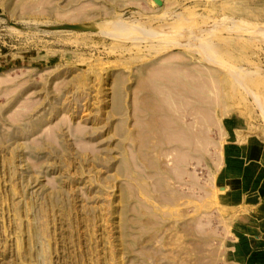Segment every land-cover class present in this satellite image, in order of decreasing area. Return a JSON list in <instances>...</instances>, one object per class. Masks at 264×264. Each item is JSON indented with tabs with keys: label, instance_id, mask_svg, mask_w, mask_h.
<instances>
[{
	"label": "rangeland",
	"instance_id": "1",
	"mask_svg": "<svg viewBox=\"0 0 264 264\" xmlns=\"http://www.w3.org/2000/svg\"><path fill=\"white\" fill-rule=\"evenodd\" d=\"M226 117L264 140V0H0V264H234Z\"/></svg>",
	"mask_w": 264,
	"mask_h": 264
},
{
	"label": "crops",
	"instance_id": "2",
	"mask_svg": "<svg viewBox=\"0 0 264 264\" xmlns=\"http://www.w3.org/2000/svg\"><path fill=\"white\" fill-rule=\"evenodd\" d=\"M228 134L217 181L231 216L234 264H264V140L226 117Z\"/></svg>",
	"mask_w": 264,
	"mask_h": 264
},
{
	"label": "bare ground",
	"instance_id": "3",
	"mask_svg": "<svg viewBox=\"0 0 264 264\" xmlns=\"http://www.w3.org/2000/svg\"><path fill=\"white\" fill-rule=\"evenodd\" d=\"M126 25V24H125ZM130 26V25H129ZM128 25H126V26H124V25H122V24H119V25H115V24H106V27H107V29H109V32L107 31V33L108 34H111V35H117V34H122V31H124V30H127L128 32L130 31V30H132L131 29V27H129ZM121 31V32H120ZM188 31V30H187ZM186 31V32H187ZM191 32V31H190ZM192 33V32H191ZM190 33V34H191ZM197 32H195V34H196ZM144 36H146V37H149V38H154V34L153 33H150V32H148V31H146L145 33H144ZM139 38H137L136 40H138ZM199 43V42H198ZM198 43H195L194 45H192L193 44V42L192 41H190V42H187V45H191L192 47H196L198 50L199 49H201L200 48V44H198ZM160 71V70H159ZM158 71V72H159ZM140 87H141V85H139ZM145 86V85H144ZM143 85H142V87H144ZM147 86V85H146ZM137 87H138V85H137ZM170 88H173V87H171V86H169ZM139 88V87H138ZM170 88H167V89H170ZM144 90V89H143ZM187 93V92H186ZM149 94V93H148ZM145 95V94H144ZM190 95V94H189ZM141 96V95H140ZM142 97H143V95H142ZM148 97V96H147ZM147 97H144L145 98V100H144V106L142 107V108H140V109H138V108H135V109H138V110H143L144 112L145 111H148L147 113H149V111H153V109H152V105L146 100V98ZM200 97V96H199ZM139 98H141V97H139ZM150 97H148L147 99H149ZM185 98V97H184ZM187 98V97H186ZM201 98V97H200ZM199 98V99H200ZM141 99H143V98H141ZM151 100H152V97L150 98ZM202 99V98H201ZM187 100V99H186ZM139 101H140V99H139ZM153 101V100H152ZM156 101V100H155ZM200 101V100H199ZM203 101V99L200 101L201 103H203L202 102ZM141 102V101H140ZM142 102H143V100H142ZM142 102L140 103V104H142ZM158 103V102H157ZM136 105V104H135ZM154 105H155V103H154ZM157 105V104H156ZM135 107H137V106H135ZM156 108V107H155ZM157 108H158V106H157ZM203 108V107H202ZM197 109H199V108H197ZM201 109V108H200ZM203 110V109H202ZM199 111V110H198ZM139 112H142V111H139ZM165 112V111H164ZM200 112V111H199ZM185 114H187V113H185ZM149 116L148 117H146L147 115L145 114V116L143 115V117H142V115L141 114H139L138 115V117H139V119L141 120V121H143V122H145L146 123V125H145V128H147L148 130H146V132L145 133H147V131H148V133L147 134H144L143 136L142 135H140V134H142L145 130H143V132L142 133H140L139 135L140 136H138L137 137V140H136V142H137V144L138 145H140V147L138 146V156H140V157H147L146 155H148V153H149V149H151L152 147L153 148H155L156 149V145L158 144V143H165V144H167V143H169L168 141H175V139L176 138H174V140L172 139L173 137L171 136V135H169V134H167V133H171V130H174L175 131V133H174V131L172 132V133H174L175 135H177V136H175V137H177V139L179 138L180 139V141H178V140H176V141H178V142H180V145L182 144V142H185V141H188V138H187V136L190 134L189 132H188V130H189V126H188V124L189 123H187L186 121H184L183 120V118L182 119H172V117L171 116H169V113L168 112H166L165 113V117H162L163 115H161L160 117H162V118H155L154 117V114H148ZM186 116H188V115H186ZM175 117V116H174ZM177 117V116H176ZM137 118V117H136ZM138 119V120H139ZM139 120V122H141ZM173 123H175V125H176V127H174L173 126ZM141 126H140V129H139V131L141 130ZM165 130H167V133L165 132ZM191 130V129H190ZM141 132V131H140ZM173 134V135H174ZM156 138V139H158V141L157 142H155V144L152 146V141H151V138L152 139H154V138ZM193 137H194V135H193ZM191 138V137H190ZM203 140V139H202ZM172 141H171V143H172ZM175 143V142H174ZM179 143H177V145H178ZM159 145H163V144H159ZM155 146V147H154ZM167 146V145H166ZM181 146H184L185 147V145L183 144V145H181ZM142 147V148H141ZM145 147H146V149H145ZM151 147V148H150ZM160 147V146H159ZM158 147V148H159ZM170 146H168V148H169ZM172 147V146H171ZM173 147H174V145H173ZM172 147V148H173ZM168 148L166 149L167 151H168V154H169V150L171 151V149L172 148H170L169 150H168ZM165 149V148H164ZM177 149H178V147H177ZM158 151H159V149H157ZM174 150H175V148H174ZM190 150H191V148H190ZM195 150V149H194ZM167 151H165V152H167ZM178 151V150H177ZM182 151H183V149H182ZM184 151H185V149H184ZM196 151V150H195ZM130 152V151H129ZM161 152V151H160ZM163 152H164V150H163ZM172 152V151H171ZM181 151H179V153H180ZM162 153V152H161ZM132 154V153H131ZM131 154H129L130 156H132ZM163 154H165V153H163ZM162 154V155H163ZM171 154V153H170ZM183 154V153H182ZM134 155V154H133ZM149 155H151V154H149ZM158 155V154H157ZM167 155V154H166ZM175 155H176V153H175ZM161 156V155H160ZM182 156V155H181ZM189 156V155H188ZM188 156H186V157H188ZM194 156V155H193ZM175 157V156H174ZM178 157V156H177ZM131 158H133V157H131ZM149 158V157H148ZM151 158V157H150ZM160 158V157H159ZM191 158H194V157H191ZM145 159V158H144ZM175 159V158H174ZM133 161V160H132ZM143 161H145V160H143ZM154 161V160H153ZM185 161H187V160H185ZM176 162L178 163V161L176 160ZM147 163V162H146ZM151 163V161H149L148 160V163H147V165L148 166H150V167H152L153 165H151L150 164ZM153 163H155V162H153ZM171 163V162H170ZM132 164H134V162L132 163ZM175 164V163H174ZM179 164V163H178ZM186 164H187V162H186ZM185 165V164H184ZM196 165V164H195ZM155 167H157V165H154ZM173 166V165H172ZM175 166H176V164H175ZM180 166V165H179ZM134 167H136V165H134ZM167 167V166H166ZM170 167V166H169ZM169 167H167L168 168V170H170L169 169ZM180 167H182V166H180ZM179 167V168H180ZM185 167V166H184ZM139 168V167H138ZM166 168V169H167ZM174 168V167H173ZM176 168V167H175ZM174 168V169H175ZM173 169V170H174ZM177 169V168H176ZM181 169V168H180ZM177 171V170H176ZM182 171V170H181ZM184 171V170H183ZM182 171V172H183ZM186 171V170H185ZM184 171V172H185ZM156 172V171H155ZM154 172V173H155ZM191 172H193V171H191ZM176 173V172H175ZM192 174V173H191ZM160 175V174H159ZM166 175V174H165ZM197 175V174H196ZM162 177V176H161ZM164 178V177H163ZM159 180V179H158ZM170 180V179H169ZM206 180V179H205ZM155 182V181H154ZM153 182V183H154ZM195 185V184H194ZM157 187H160V186H158L157 185ZM156 187V188H157ZM191 189V188H190ZM159 191V190H158ZM165 192V191H164ZM163 191H162V193H164ZM165 193H167V192H165ZM177 193V192H176ZM161 197V196H160ZM162 197H165V198H167V199H170V198H172V195L169 193H167V194H165V195H163ZM159 198V199H163V198ZM164 198V199H165ZM163 199V200H164ZM174 199V198H173ZM166 200V199H165ZM168 201V200H167Z\"/></svg>",
	"mask_w": 264,
	"mask_h": 264
},
{
	"label": "water",
	"instance_id": "4",
	"mask_svg": "<svg viewBox=\"0 0 264 264\" xmlns=\"http://www.w3.org/2000/svg\"><path fill=\"white\" fill-rule=\"evenodd\" d=\"M153 1H155L158 5H162V0H153ZM42 27L49 30H71V31H91V32L100 31L99 26L93 23L45 25Z\"/></svg>",
	"mask_w": 264,
	"mask_h": 264
}]
</instances>
